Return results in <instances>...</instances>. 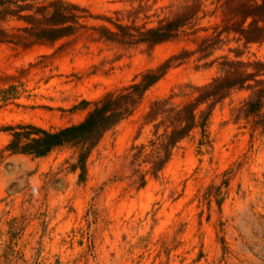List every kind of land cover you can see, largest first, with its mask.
Masks as SVG:
<instances>
[{
	"label": "rangeland",
	"instance_id": "1",
	"mask_svg": "<svg viewBox=\"0 0 264 264\" xmlns=\"http://www.w3.org/2000/svg\"><path fill=\"white\" fill-rule=\"evenodd\" d=\"M51 1L27 0L21 5L30 10L20 14ZM63 1L85 11L70 36L29 48L0 42V264H264V131L236 119L247 91L217 103L157 175L146 156L166 127L144 120L154 101L189 102L222 74L224 58L236 59L235 49L239 60L264 62V43L243 46L222 34L208 55L197 52L220 29L223 0ZM192 2L196 17L152 48L110 42L101 30L154 28ZM2 27L15 36L29 25L9 17ZM182 52L82 164L70 144L43 157L5 149L9 128L77 125L107 96Z\"/></svg>",
	"mask_w": 264,
	"mask_h": 264
},
{
	"label": "trees",
	"instance_id": "2",
	"mask_svg": "<svg viewBox=\"0 0 264 264\" xmlns=\"http://www.w3.org/2000/svg\"><path fill=\"white\" fill-rule=\"evenodd\" d=\"M27 0H0V42L8 41L23 48L36 44H52L70 36L82 27L80 20L85 11L79 6L63 0H53L45 6L37 7L32 14L22 16L30 10ZM197 2L185 4L172 18L160 22L154 28H141L132 24H114L115 32L102 28L106 40L123 45L144 44L152 48L174 39L183 26L189 24L199 13ZM220 29L210 39H204L198 53L208 52L220 43L222 34H233L236 42L243 46L264 43V0H223L220 6ZM9 17H17L27 22L21 34L10 35L2 27ZM236 59L221 62L222 74L209 84L195 89V96L180 107L172 106L168 100L154 101L145 114L147 123L159 120L155 125H165L164 133L152 143L146 156L153 175H157L171 157L173 148L197 126L206 124L213 107L227 98L233 91H247L248 96L236 110V119H250L252 131H264V62L260 60L242 61L241 52L233 50ZM182 52L158 66L145 72L137 83L116 95H109L97 104L85 119L74 126L57 132H48L32 125L9 128L11 140L6 146L10 154H24L43 157L54 148L73 145L79 148L78 161L82 164L87 151L102 135L132 114L149 88L155 85L171 67V61L183 59ZM204 106V109L201 107ZM139 148L134 158L140 157Z\"/></svg>",
	"mask_w": 264,
	"mask_h": 264
}]
</instances>
